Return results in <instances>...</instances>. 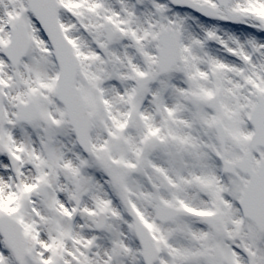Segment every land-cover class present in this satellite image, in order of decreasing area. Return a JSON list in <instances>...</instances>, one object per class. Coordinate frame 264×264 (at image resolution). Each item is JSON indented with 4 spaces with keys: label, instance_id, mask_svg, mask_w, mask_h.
Segmentation results:
<instances>
[{
    "label": "snow or ice",
    "instance_id": "6c2138e0",
    "mask_svg": "<svg viewBox=\"0 0 264 264\" xmlns=\"http://www.w3.org/2000/svg\"><path fill=\"white\" fill-rule=\"evenodd\" d=\"M0 264H264V0H0Z\"/></svg>",
    "mask_w": 264,
    "mask_h": 264
}]
</instances>
